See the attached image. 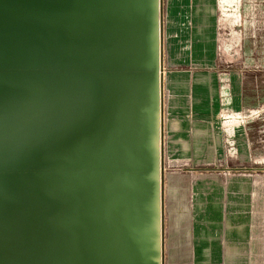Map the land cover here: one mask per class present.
I'll return each mask as SVG.
<instances>
[{
  "label": "water",
  "instance_id": "water-1",
  "mask_svg": "<svg viewBox=\"0 0 264 264\" xmlns=\"http://www.w3.org/2000/svg\"><path fill=\"white\" fill-rule=\"evenodd\" d=\"M161 0H0V264H162Z\"/></svg>",
  "mask_w": 264,
  "mask_h": 264
},
{
  "label": "rangeland",
  "instance_id": "rangeland-1",
  "mask_svg": "<svg viewBox=\"0 0 264 264\" xmlns=\"http://www.w3.org/2000/svg\"><path fill=\"white\" fill-rule=\"evenodd\" d=\"M160 8L162 264H194L193 223L235 174L226 170L264 174V100L245 113L234 91L242 71L264 70V0H161ZM247 39L259 46L244 48ZM246 124L259 125L252 155Z\"/></svg>",
  "mask_w": 264,
  "mask_h": 264
},
{
  "label": "crops",
  "instance_id": "crops-1",
  "mask_svg": "<svg viewBox=\"0 0 264 264\" xmlns=\"http://www.w3.org/2000/svg\"><path fill=\"white\" fill-rule=\"evenodd\" d=\"M258 46L248 39L243 44L246 49ZM244 60L249 63L253 59L246 56ZM234 91L241 111L258 108L264 100V70L242 71ZM258 126H244L245 151L249 155H252V132ZM241 171L245 173L237 174ZM226 172L235 174L209 194L208 206L193 223V262L264 264V174L246 169Z\"/></svg>",
  "mask_w": 264,
  "mask_h": 264
},
{
  "label": "bare ground",
  "instance_id": "bare-ground-1",
  "mask_svg": "<svg viewBox=\"0 0 264 264\" xmlns=\"http://www.w3.org/2000/svg\"><path fill=\"white\" fill-rule=\"evenodd\" d=\"M235 4H236V2H235ZM161 40H162V33H161ZM161 62H160V70L162 69L161 68ZM161 74V73H160ZM163 83V82H162ZM163 90H162V87H161V104H162V109H163ZM164 111V110H163ZM162 133H163V113H162ZM162 140H163V136L161 137V143H162ZM164 184V183H163ZM164 234V233H163ZM165 244V243H164Z\"/></svg>",
  "mask_w": 264,
  "mask_h": 264
}]
</instances>
